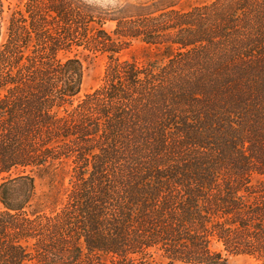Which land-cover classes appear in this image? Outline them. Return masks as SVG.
<instances>
[{
    "label": "trees",
    "instance_id": "16d2710c",
    "mask_svg": "<svg viewBox=\"0 0 264 264\" xmlns=\"http://www.w3.org/2000/svg\"><path fill=\"white\" fill-rule=\"evenodd\" d=\"M181 1L0 0V264H264V0Z\"/></svg>",
    "mask_w": 264,
    "mask_h": 264
},
{
    "label": "rangeland",
    "instance_id": "374dc122",
    "mask_svg": "<svg viewBox=\"0 0 264 264\" xmlns=\"http://www.w3.org/2000/svg\"><path fill=\"white\" fill-rule=\"evenodd\" d=\"M4 5L7 6H15L18 3V0H2ZM94 5H97L103 9L115 10L118 8L123 9L125 14H137L143 11L141 6L143 4L151 3L155 0H85ZM207 0H182L179 4V7L182 9H187L199 3L205 2ZM114 23L107 24L106 29L108 31L112 30ZM140 59L142 56L138 53L130 52L125 55L124 59L130 58ZM105 66V61L102 58H97L91 64L85 66L84 70V78L82 89L80 93V97L84 94L91 92L94 88H96L103 75V69ZM229 264H255L254 261L250 258L244 256H235L229 258Z\"/></svg>",
    "mask_w": 264,
    "mask_h": 264
}]
</instances>
